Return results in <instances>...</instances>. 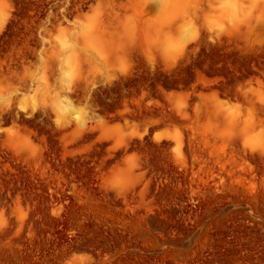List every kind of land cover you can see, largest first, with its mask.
I'll list each match as a JSON object with an SVG mask.
<instances>
[{"label": "rangeland", "instance_id": "1", "mask_svg": "<svg viewBox=\"0 0 264 264\" xmlns=\"http://www.w3.org/2000/svg\"><path fill=\"white\" fill-rule=\"evenodd\" d=\"M0 264H264V0H0Z\"/></svg>", "mask_w": 264, "mask_h": 264}, {"label": "clouds", "instance_id": "2", "mask_svg": "<svg viewBox=\"0 0 264 264\" xmlns=\"http://www.w3.org/2000/svg\"><path fill=\"white\" fill-rule=\"evenodd\" d=\"M218 9H228V10H231L233 8H236V9H239L240 6L239 5H233L231 3H221L219 5L216 6Z\"/></svg>", "mask_w": 264, "mask_h": 264}, {"label": "bare ground", "instance_id": "3", "mask_svg": "<svg viewBox=\"0 0 264 264\" xmlns=\"http://www.w3.org/2000/svg\"><path fill=\"white\" fill-rule=\"evenodd\" d=\"M62 110H63V108H62ZM65 110V109H64Z\"/></svg>", "mask_w": 264, "mask_h": 264}]
</instances>
